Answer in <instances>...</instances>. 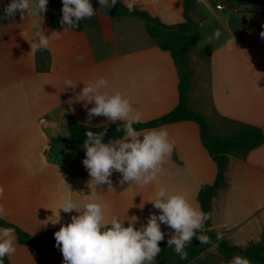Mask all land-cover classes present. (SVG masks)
<instances>
[{
    "label": "crops",
    "instance_id": "0c3cea01",
    "mask_svg": "<svg viewBox=\"0 0 264 264\" xmlns=\"http://www.w3.org/2000/svg\"><path fill=\"white\" fill-rule=\"evenodd\" d=\"M8 1L0 0V8ZM121 1L126 5L127 0ZM200 1L211 4L213 0H196L191 10L201 36L190 51L193 77L187 103L209 122L220 119L223 133L233 131L236 121L258 126L264 133L261 7L245 9L247 15L257 19L255 22L226 15L218 25H212ZM229 1V11L238 12L236 0ZM91 3L95 15L81 21V30L62 31L58 39H51L44 49L49 55L47 67L41 69L30 43L34 31L48 35L62 30L49 23L51 15L62 16L61 0H48L42 16L17 12L0 20V186L4 187L0 206L5 209L0 219L35 238L41 236L42 226L59 229L60 223H68L77 214L59 209L65 198L77 204L84 200L100 202L105 205L106 219L115 216L125 225L133 223L139 228L158 211L147 200L154 199L160 187L170 193H187L190 202L200 208L198 192L216 176V164L201 143L197 123L191 120L138 130L164 127L174 142V150L157 179L146 186L121 184L118 172H113L111 186H96L82 164L85 153L78 155L68 143L54 142L55 137L68 134V114L91 126L112 123L103 116L89 120L87 109L93 104L85 107L79 100L82 87L98 77L108 80L102 91H118L130 100L133 110L140 114V122L167 113L179 100L177 67L170 52L160 49L146 33L143 21L134 16L113 17L98 0ZM134 4L152 16L181 9V0H134ZM217 4L216 11H223ZM217 29L222 32L220 39L207 43ZM228 39H234L237 46L231 51L223 46ZM203 58L207 76L199 80L197 64ZM66 80L77 82L76 88L65 89ZM198 84L206 88L207 104L202 99L203 90L198 93ZM227 178L228 187L213 198L210 229L224 233L230 243L245 247L260 241L264 227V143L244 157L231 155ZM58 213L60 223L54 224L51 221ZM161 231L172 235L174 230L161 224ZM7 257L10 264H62L63 260L58 247L41 242H17L16 252ZM156 261L163 264L158 257Z\"/></svg>",
    "mask_w": 264,
    "mask_h": 264
},
{
    "label": "clouds",
    "instance_id": "9594fccd",
    "mask_svg": "<svg viewBox=\"0 0 264 264\" xmlns=\"http://www.w3.org/2000/svg\"><path fill=\"white\" fill-rule=\"evenodd\" d=\"M61 31H52L46 35L44 31H34L30 50L33 54L47 49L51 39H58L62 31L75 29L79 22L95 15L91 0H61ZM119 0H98L100 7L110 9ZM48 0H10L3 9L0 19L14 16L17 12L23 15L42 16L46 11ZM134 0H127L128 11L134 10ZM222 32L217 29L208 38L207 43L219 40ZM264 38V31L260 33ZM224 48L231 51L236 46L234 39H228ZM237 47V46H236ZM84 85V84H83ZM77 82L65 81V89L76 88ZM108 86V80L98 77L88 82L80 90V99L93 104L87 109L88 118L103 116L108 121L123 122V137L104 142L105 132L85 133L83 143L85 156L82 164L86 168L91 181L96 186H111L113 172L121 174L119 183H137L141 186L151 184L157 179L162 164L174 150V142L169 139L166 128L150 129L138 132L133 125L140 122V114L133 110L132 103L120 92L102 91ZM106 128V126H105ZM117 131H121L119 125ZM4 195V187L0 186V198ZM158 210L151 213L147 223L137 228L133 223L125 226L124 221L112 216L105 218V205L100 202L84 200L77 204L71 198H65L62 209L72 215L68 223H60V216L52 223H60L54 232L55 246L62 253V264H157L156 257L161 253L159 242L165 239L161 224L167 225L173 234L167 239L168 247L181 259L187 258L186 248L193 237L200 243H207L208 237L197 235L204 229L209 219L207 213L193 205L187 193H170L160 187L155 198L147 200ZM58 212V211H57ZM5 209L0 206V218ZM15 229L0 227V264L6 256L16 252ZM228 264H251L250 260L239 254L234 255Z\"/></svg>",
    "mask_w": 264,
    "mask_h": 264
},
{
    "label": "trees",
    "instance_id": "16d2710c",
    "mask_svg": "<svg viewBox=\"0 0 264 264\" xmlns=\"http://www.w3.org/2000/svg\"><path fill=\"white\" fill-rule=\"evenodd\" d=\"M251 1L259 4L261 13L264 15V0ZM9 2L10 0L4 7L0 8V15H3V9ZM195 2L196 0H181V9H172L166 16H152L147 10L136 7L133 11L129 12L121 0L114 7L106 10L113 17L134 16L140 18L144 23V30L154 39L158 47L170 52L178 70L179 100L176 106L157 118L136 123L133 127L138 131L178 121H194L199 127L202 145L216 164L217 170L214 181L210 184L203 185L197 195L200 208L209 216V219L204 225V229L198 232L197 235L207 236L208 242L200 243L198 239L193 237L192 242L186 248L187 258L181 259L174 251V248L168 247L167 245V239L171 235L164 234L165 239L159 242L161 253L157 257L163 264H227L234 255L239 254L247 257L251 264H264V227L260 241L251 243L245 247L230 243L225 239L224 233L210 229L213 198L220 191L228 187L227 168L230 156L244 157L250 150L264 143V133L258 126L236 121V128L233 131L217 134L213 131L203 113L194 111L189 107L187 96L191 89L193 77L190 51L195 47L201 36L200 25L191 15V10ZM61 19L62 16L60 15H51L49 18L50 26L52 28L62 29ZM82 28L83 25L80 21L79 26L72 30H81ZM36 53L38 55V68H46L47 65L45 63L49 60V55L44 54L46 50L41 49ZM41 54H44L45 57L41 58ZM67 123L68 134L66 136L55 137L54 142L68 143L72 148H75L78 155L85 153L83 143L86 139L85 133L88 131L95 133L104 131V142L118 139L124 135L122 131L123 122L120 121L100 126H91L78 122L68 114ZM118 125L121 131L116 130ZM0 226L14 228L17 242L20 244H38L41 238L54 236V232L58 230L56 228L42 226L41 236L35 238L17 225L3 219H0ZM213 246L215 247L219 261H213L212 257L214 256L205 255L200 257L203 252ZM3 264H10L7 256L4 257Z\"/></svg>",
    "mask_w": 264,
    "mask_h": 264
},
{
    "label": "rangeland",
    "instance_id": "374dc122",
    "mask_svg": "<svg viewBox=\"0 0 264 264\" xmlns=\"http://www.w3.org/2000/svg\"><path fill=\"white\" fill-rule=\"evenodd\" d=\"M216 1H217V3H221L224 6L223 11H216L217 10L215 8ZM200 4H201L203 12L206 13V15H207V18L210 20H213L211 22L212 25H218L219 22H221L220 18H222L223 16H226V15L227 16L241 17V18L246 20V23L257 21V19L255 17H253L252 15H247V11L245 10L246 8L251 9V8L259 7V4L255 3L251 0H236L235 6H237V8L239 9L238 12H236V13H232L229 11V7L231 6L229 0H213L211 4H209L206 1H200ZM205 28H207V27H205ZM197 65H198L197 67L199 69V71L196 72L197 78L199 80L200 79L205 80L206 76H207L206 58H203L202 62H198ZM198 83H199V81H198ZM201 89L203 90V92L201 91ZM201 92H202V94H201ZM198 93H200L202 95V97H203L202 99L207 104L208 103L207 91H206V88L202 84H200V85L198 84ZM193 99L194 100L196 99L195 95L193 96ZM206 119H207V117H206ZM207 121L215 133H223L224 132V128L222 127V123H221L220 119L219 120L211 119L210 122L207 119ZM206 255L207 256H214V257H212V260L215 262L219 261V258H218V255H216L214 246L207 251Z\"/></svg>",
    "mask_w": 264,
    "mask_h": 264
},
{
    "label": "water",
    "instance_id": "95a60500",
    "mask_svg": "<svg viewBox=\"0 0 264 264\" xmlns=\"http://www.w3.org/2000/svg\"><path fill=\"white\" fill-rule=\"evenodd\" d=\"M40 242L46 245H51V246H55V240H54V236H49V237H45V238H41Z\"/></svg>",
    "mask_w": 264,
    "mask_h": 264
},
{
    "label": "built area",
    "instance_id": "2783aa9c",
    "mask_svg": "<svg viewBox=\"0 0 264 264\" xmlns=\"http://www.w3.org/2000/svg\"><path fill=\"white\" fill-rule=\"evenodd\" d=\"M217 8H218V9H223L224 6H223L221 3H218V4H217Z\"/></svg>",
    "mask_w": 264,
    "mask_h": 264
}]
</instances>
